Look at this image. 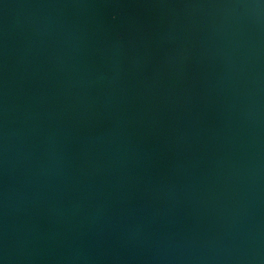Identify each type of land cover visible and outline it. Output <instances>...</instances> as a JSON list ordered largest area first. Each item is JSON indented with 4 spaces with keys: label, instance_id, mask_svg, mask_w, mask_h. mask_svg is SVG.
Here are the masks:
<instances>
[{
    "label": "water",
    "instance_id": "water-1",
    "mask_svg": "<svg viewBox=\"0 0 264 264\" xmlns=\"http://www.w3.org/2000/svg\"><path fill=\"white\" fill-rule=\"evenodd\" d=\"M0 264H264V0H0Z\"/></svg>",
    "mask_w": 264,
    "mask_h": 264
}]
</instances>
